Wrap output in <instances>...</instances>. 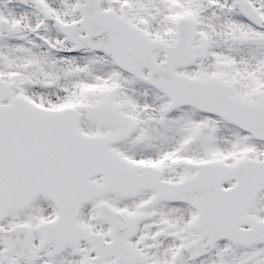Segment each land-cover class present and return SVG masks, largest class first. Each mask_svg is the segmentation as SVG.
Wrapping results in <instances>:
<instances>
[{
    "label": "snow or ice",
    "instance_id": "1",
    "mask_svg": "<svg viewBox=\"0 0 264 264\" xmlns=\"http://www.w3.org/2000/svg\"><path fill=\"white\" fill-rule=\"evenodd\" d=\"M0 264H264V0H0Z\"/></svg>",
    "mask_w": 264,
    "mask_h": 264
}]
</instances>
